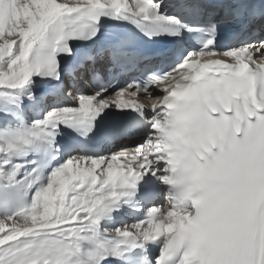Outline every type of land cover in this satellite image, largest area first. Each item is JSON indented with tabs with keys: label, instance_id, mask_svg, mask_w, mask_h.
<instances>
[{
	"label": "snow or ice",
	"instance_id": "obj_1",
	"mask_svg": "<svg viewBox=\"0 0 264 264\" xmlns=\"http://www.w3.org/2000/svg\"><path fill=\"white\" fill-rule=\"evenodd\" d=\"M0 264H264V0H0Z\"/></svg>",
	"mask_w": 264,
	"mask_h": 264
},
{
	"label": "bare ground",
	"instance_id": "obj_2",
	"mask_svg": "<svg viewBox=\"0 0 264 264\" xmlns=\"http://www.w3.org/2000/svg\"><path fill=\"white\" fill-rule=\"evenodd\" d=\"M159 96V95H158Z\"/></svg>",
	"mask_w": 264,
	"mask_h": 264
}]
</instances>
